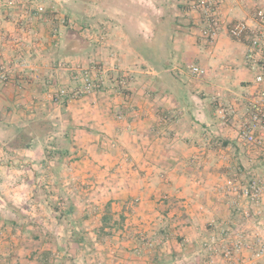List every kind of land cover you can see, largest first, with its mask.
Masks as SVG:
<instances>
[{"label":"rangeland","instance_id":"374dc122","mask_svg":"<svg viewBox=\"0 0 264 264\" xmlns=\"http://www.w3.org/2000/svg\"><path fill=\"white\" fill-rule=\"evenodd\" d=\"M130 1L143 7L135 25L149 39L153 29L150 16L160 13V10L149 7L147 3ZM164 1L168 2L174 16L183 26L186 27V23L192 20L189 15L193 13L200 18L199 24L203 23L197 0ZM39 7L45 12L36 14L35 9ZM91 9L119 8L72 0H0V34H5L6 39L10 40L0 47V67L5 65L10 75L7 82L0 81V264H186L183 262V246H186L184 233L179 241L180 252L170 255L164 248L170 242V236L175 235L174 232L186 227V206L174 204L176 201L169 196V189L160 190L150 202L148 210L141 205L140 195L143 192L138 188L142 175L127 173L124 167L121 168L123 170L112 172L105 169L104 172L90 174L94 169L120 165L124 152L116 135L101 130L99 125L94 128L89 122L92 119L86 121L89 115L84 114L83 119H80L81 114L76 109L83 108L82 104L88 107L95 104L97 109H101L115 97L127 105L136 103L130 88L136 80L137 71L94 67L96 63L91 64L79 58L57 61L58 75L53 77L56 74L54 62L46 57L51 64L50 80H56L47 83L39 76V69L35 65L37 62L29 60L28 56H21L23 59L16 57V53L22 52L24 47L38 49L43 38L40 32L46 31L52 39H59L62 30V45L65 49L69 43H76L89 51L91 45L99 43L102 35L100 29L95 33L88 31L89 24L98 21L100 27L102 17H113L109 11L108 14L88 16L86 12L93 13ZM256 9L252 13L257 14ZM78 10L85 14L86 20L75 13ZM186 34L174 39V67L195 86L194 81H200L203 76L192 74L186 64ZM14 38H20L22 44L12 42ZM21 61L26 66H22ZM83 70L88 71L93 78L103 75L104 88L98 93L70 101L54 100L58 88L80 86ZM118 72H127L132 77L128 89L117 91L113 86L111 79ZM31 74L35 76L28 79ZM26 80L44 82L41 84L44 92H29L30 95H27L23 86ZM157 81L155 88L149 86L143 90L145 99L150 100L152 93H158L163 87L162 81ZM9 89L12 93H5ZM62 106L66 107L74 123L70 143L64 138L68 118ZM107 112L115 121H124L127 116V113L117 108ZM118 113L122 114L121 119L117 117ZM142 115L140 118L149 117V114ZM173 118V113H170L164 119L171 124ZM80 130L86 136L79 134ZM94 136L96 138L92 140ZM65 147H68V153L59 160L60 154L56 149ZM234 147L235 151L246 153L242 146L235 144ZM109 155L116 158L109 160ZM114 160L119 162L115 163ZM252 166L248 175L237 177L246 182L252 177L264 175V160ZM126 177L133 186L122 189ZM157 178L160 184L163 183L166 188L169 186L170 179L164 174H159ZM70 204L77 213H65ZM241 210L236 214L231 211L234 221L228 222V225L248 233L259 232L264 238V206L254 209L243 201ZM147 214L152 215L141 220L140 217ZM8 218L16 219L17 224L5 222ZM173 220L180 224L173 226ZM76 233L81 237L79 242L74 241ZM206 237L203 242L200 241L201 244L195 242L202 251L205 241L209 239V236ZM205 254L209 261L211 253L207 251ZM174 256H177V260ZM261 260L263 264L264 258Z\"/></svg>","mask_w":264,"mask_h":264},{"label":"crops","instance_id":"0c3cea01","mask_svg":"<svg viewBox=\"0 0 264 264\" xmlns=\"http://www.w3.org/2000/svg\"><path fill=\"white\" fill-rule=\"evenodd\" d=\"M133 1L139 4L147 3L153 9H156L155 3L158 2V0ZM254 8H257V12L264 13V0H223L220 6L222 25L212 44H207L200 39L199 28L202 24H199L200 18L197 14L189 15L192 20L186 23V64L188 67L196 65L203 68L205 74L201 75L203 77L200 81H194L195 86L187 82L190 90L186 92V96H183L180 104L174 103L169 96L156 92L152 93L150 100L143 97V90L149 86L154 87L158 82L157 74L130 46V40L121 25L123 15L121 9H91L93 13H88L87 10L88 16L105 12L108 14V11L113 14V17L111 15L102 17L100 27L97 25L98 21L89 24L88 31L93 33L97 29L102 31L101 40L98 44L91 45L89 51L76 43H69L66 49L63 48L64 39L61 30L59 39H52L47 31L40 32L43 43L38 45V49L31 50L24 47L21 49L22 52L16 53L17 58L28 56L29 60L37 62L35 65L39 69V76L47 83L56 80H50L51 64L49 65L46 57L50 58V62L53 60L55 71L57 61L79 60V58L86 59L91 64L96 63L94 67L127 68L130 71H137L134 77L136 80L132 82L130 88L136 103L127 105L115 97L113 101L104 104L101 109H97L95 104L91 107L82 104L83 108L76 109V112L81 114L80 119H83L84 114L89 115L86 121L92 119L93 121L89 122L94 128L99 125L101 130L116 135L120 139L121 150L124 152V157H121L122 160H120V165L116 166L117 168L105 166L101 169H94L90 174L101 173L105 169L113 172L124 167L127 173L142 175L138 188L140 192H143L140 195L141 205L148 210L150 202L154 200L157 193L160 190L169 189V196L176 201L174 204L186 206V227L181 225V231L174 232L175 235L169 238L168 247L164 248L170 255L180 252L182 249L179 241L184 233L186 246H183L185 251L183 262L186 264L215 263L211 256L210 263L206 260L205 252L207 251L200 250L201 246L195 242L200 243L207 238L206 236L218 235L219 226L226 225L228 222L232 223L234 221L232 212L236 214L235 212L242 211L243 203H240V208L236 209L227 198L217 192V187L231 174L230 177L235 176V178L242 174L248 175L253 167L252 164L260 162L251 157L247 151L241 153L234 150L237 143L232 130L222 128L215 113L218 102L226 104L242 102L245 92L249 89L251 76L244 63V44L240 40L232 39L227 33V27L231 21L236 20H247L255 24L256 14L252 13ZM62 48L63 50L60 51ZM57 75L56 71V74L52 76L57 77ZM34 76L31 74L28 79ZM44 82L26 80L23 85L25 86L24 92L27 95H30L29 92L41 94L44 92L41 87ZM191 90L199 94H194ZM6 91L7 94L12 93L11 89ZM211 102L213 103V116L206 111L209 109L207 104ZM116 108L127 113L124 121L111 119V114L107 110L112 112ZM170 113H173L174 117L172 120L169 119L171 124L164 119ZM142 114L149 117L140 118L143 117ZM78 133L86 136L81 130ZM93 138L96 136L92 137V140ZM103 157L105 158L106 155ZM108 158L113 160L111 158L116 157L109 155ZM159 174H164L170 179L167 188L166 185L158 182ZM240 180L243 181V179ZM123 182L122 189L132 185L127 177ZM151 215H142L140 218L146 220ZM177 223L180 224L173 220L172 224L177 226ZM220 244V242L216 243L217 246ZM177 256H174V259ZM258 264H262V260Z\"/></svg>","mask_w":264,"mask_h":264},{"label":"built area","instance_id":"2783aa9c","mask_svg":"<svg viewBox=\"0 0 264 264\" xmlns=\"http://www.w3.org/2000/svg\"><path fill=\"white\" fill-rule=\"evenodd\" d=\"M222 1L197 0L203 15L199 37L207 44H212L219 34L222 25L220 17ZM35 10L36 14L45 12L42 7ZM227 33L232 39L240 40L244 44V63L251 80L242 102L234 104L218 102L215 113L221 127L232 130L236 143L242 146L251 157L261 161L264 160V13L256 14L255 24L247 20L231 21L228 24ZM6 41L10 40L6 39L5 34H0V47ZM20 41V38L12 39L14 43ZM21 62L22 66H26L24 61ZM189 68L194 75L205 74V70L199 66L190 65ZM0 69L2 70L0 81L7 82L10 76L8 68L2 65ZM99 76L93 78L88 71L83 70L79 80L80 86L58 88L55 91L54 100L65 102L100 92L104 88V78L103 75ZM131 79L129 73L118 72L111 82L119 91L128 89ZM117 117L121 119L123 116L118 113ZM217 192L227 198L236 209L240 208V203L243 201L256 209L262 208L264 206V175L252 177L246 182L235 177L226 178L222 184L218 185ZM218 231V235H211L204 243L205 249L211 253L215 264H258L264 258V238L259 232L248 233L243 229H234L228 224L220 225ZM218 242L221 243L220 246L216 245Z\"/></svg>","mask_w":264,"mask_h":264},{"label":"trees","instance_id":"16d2710c","mask_svg":"<svg viewBox=\"0 0 264 264\" xmlns=\"http://www.w3.org/2000/svg\"><path fill=\"white\" fill-rule=\"evenodd\" d=\"M72 1L84 3L95 2L102 5V7L113 6L121 9L123 13L121 16L122 29L129 36L132 47L157 73L156 79L161 80L163 83V87L158 90L159 92L157 94L169 96L176 104L182 102L183 96H186V92L190 90V87L187 85L188 80H185L184 76L174 67V39L177 36H184L187 29L179 23L178 18L174 16L173 9L169 6L168 2L158 0V2L155 3V8L160 10V13L150 16V22L153 25L152 36L146 39L135 25L138 14L143 10L141 5L135 4L130 0ZM75 13L81 17L82 20H86L85 14L81 10ZM191 91L194 94H199L197 91ZM208 105L209 109L206 111L210 116H213V105L211 103H208ZM62 111L66 112L65 114L68 118L64 138L67 143H70L72 141L71 135L73 133L74 123L65 106H62ZM56 152L60 154L59 160H61L68 153V147L63 149L57 148ZM72 212L77 213V210L70 204L69 209H67L65 213L70 214ZM5 222L10 225L17 224V220L12 218L6 219ZM79 240H81V237L76 233L74 241L79 242Z\"/></svg>","mask_w":264,"mask_h":264}]
</instances>
